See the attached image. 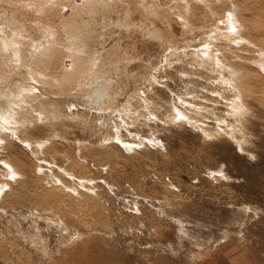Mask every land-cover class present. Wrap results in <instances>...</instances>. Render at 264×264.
<instances>
[{
	"label": "rangeland",
	"instance_id": "obj_1",
	"mask_svg": "<svg viewBox=\"0 0 264 264\" xmlns=\"http://www.w3.org/2000/svg\"><path fill=\"white\" fill-rule=\"evenodd\" d=\"M53 1L0 68V264H264V54L222 24L264 0Z\"/></svg>",
	"mask_w": 264,
	"mask_h": 264
},
{
	"label": "bare ground",
	"instance_id": "obj_2",
	"mask_svg": "<svg viewBox=\"0 0 264 264\" xmlns=\"http://www.w3.org/2000/svg\"><path fill=\"white\" fill-rule=\"evenodd\" d=\"M50 1H52V3L54 4L55 2L53 1V0H0V68L1 67H3V68H5V71L6 70H8V68L10 67V63H14V62H18L19 64L21 63H23V64H25L26 63V60L27 59H25V52H26V49H28V48H26L28 45V42L29 41H31L32 39H33V37H34V35H35V32H33V21L34 20H38V19H41V21L42 22H44L45 24H50V22L51 21H49L50 20V14H51V11H52V9H53V11H54V9L55 8H53L52 7V5L53 4H51L50 3ZM56 2H57V0H55ZM58 1H60V0H58ZM90 1V0H89ZM92 1V0H91ZM103 1V0H102ZM192 1V0H191ZM198 1V3H201L203 6H204V8L206 9V10H208V11H210L211 10V6H213L212 5V3L211 4H209V3H207V2H209V0H207V1H205V0H197ZM196 1V2H197ZM214 2L216 1V0H213ZM227 1V0H226ZM245 1V0H244ZM261 1V0H260ZM45 2H48V6L45 4ZM63 2V1H62ZM168 2V1H167ZM190 2V1H189ZM193 2V1H192ZM191 2V3H192ZM80 3H82V2H80ZM89 3V2H88ZM195 3V2H194ZM215 3H217V2H215ZM232 3V2H231ZM245 3H246V1H245ZM244 3V4H245ZM248 3V2H247ZM246 3V4H247ZM72 4V3H71ZM91 4V3H90ZM186 4V3H185ZM214 4V3H213ZM244 4H242L243 5V7L244 6H246V4L244 5ZM88 5V4H87ZM196 5V4H195ZM229 5H230V3H229ZM233 5V8H231L230 9V11H227V12H224L225 14V16L223 17V21H222V24H224V25H229L230 26V28H233L235 25L237 26V28H238V31H241V30H246L247 29V33L249 34V35H251L252 37H253V39L255 38L257 41H251L250 39L248 40L247 38H245V39H243L244 41H245V43L243 42V44H246V46H248L249 48H257L256 50L259 52H261V54H264V50L263 49H261V48H259L258 46H257V42L263 37V35L261 34V33H263V32H261V31H264V29L263 30H261L260 31V29H258V30H254L253 29V31L251 30V28L249 29V28H247L246 26H245V24H243L242 23V21L244 22V20L246 19V14H245V16L244 15H242L241 14V10L239 11L240 13H239V16H236V13H238V9H237V5L236 4H232ZM250 4H248V6H249ZM47 6V7H46ZM54 6H55V4H54ZM74 6H75V4H74ZM83 6V5H82ZM185 6H189V4L187 5H185ZM247 7V6H246ZM157 8V7H156ZM159 8V7H158ZM235 8H236V10H235ZM245 8V7H244ZM248 8V7H247ZM257 8V7H256ZM255 8V9H256ZM70 9V8H69ZM196 9V8H195ZM210 9V10H209ZM248 10V9H247ZM249 10H251V6H250V9ZM248 10V11H249ZM258 9H256V11H257ZM56 11V10H55ZM70 11V10H69ZM73 11H75V10H73ZM185 11V10H184ZM245 11V10H244ZM243 11V12H244ZM259 11H260V9H259ZM164 12V11H163ZM212 12V11H211ZM242 12V13H243ZM250 12H252V11H250ZM69 13V12H68ZM70 13H71V11H70ZM203 13H205L203 10H202V14ZM215 12L213 11V14H214ZM253 13H255L254 11H253ZM178 15V14H177ZM183 15V14H182ZM201 15V14H200ZM253 15V14H252ZM53 16V15H52ZM51 16V17H52ZM56 16H57V13H56ZM219 16V15H218ZM66 17H68V16H66ZM201 17V16H200ZM183 18V17H182ZM209 18H210V16H209ZM212 18V17H211ZM216 18V17H215ZM248 18H249V16H248ZM57 19V18H56ZM69 19V18H68ZM199 19V18H198ZM218 19V18H217ZM253 19V18H252ZM52 20V19H51ZM181 20V19H180ZM197 20V19H196ZM215 20V19H214ZM70 21V20H69ZM73 21V20H72ZM184 21V20H183ZM186 21V20H185ZM208 21V20H207ZM206 21V22H207ZM246 21H248V19L246 20ZM63 22V21H62ZM61 22V23H62ZM66 23H67V21H65ZM119 22V21H118ZM117 22V23H118ZM37 23H39V21L37 22ZM43 23V24H44ZM116 23V24H117ZM173 23V22H172ZM181 23V22H180ZM208 23V22H207ZM211 23V22H210ZM42 24V25H43ZM120 24H121V21H120ZM122 24H123V22H122ZM176 24V23H175ZM186 24V23H185ZM202 24V23H201ZM205 24V23H204ZM220 24V23H219ZM171 25V24H170ZM182 25V24H181ZM189 25V24H188ZM65 26V24H63V27ZM169 26V25H168ZM176 26V25H175ZM183 26H185V25H183ZM182 26V27H183ZM211 26H213V24L211 25ZM214 26H216V25H214ZM254 26V25H253ZM257 26V25H256ZM41 27H43V26H40V28ZM45 27V26H44ZM61 27V26H60ZM62 27V28H63ZM65 27H68V26H65ZM180 27V26H179ZM216 27H218L219 28V26L217 25ZM224 27V26H223ZM258 27V26H257ZM36 27H34V29H35ZM40 28H38V29H40ZM46 28V27H45ZM49 29H50V27H48ZM47 28V29H48ZM185 28V27H184ZM227 28V27H226ZM43 29V28H42ZM173 29V28H172ZM175 29H177L176 27L174 28V30ZM213 29V28H212ZM248 29H249V31H248ZM8 30H13V31H15V32H17L16 33V35H18L19 36V39L20 38H23V40H17V38L14 36V35H11V33H8V32H6V31H8ZM44 30V29H43ZM64 30V29H63ZM157 30V29H156ZM155 30V31H156ZM169 30V29H168ZM167 30V31H168ZM40 31V30H39ZM45 31V30H44ZM44 31H42V32H44ZM50 31H54V30H50ZM176 31V30H175ZM196 31V30H195ZM221 31V30H220ZM3 32H5V33H3ZM10 32V31H9ZM49 32V31H48ZM73 32V31H72ZM153 32V31H152ZM178 32H179V30H178ZM222 32V31H221ZM228 32H230V34H231V31L229 30ZM50 33V32H49ZM54 33V32H53ZM57 33V32H56ZM154 34H156L155 32H153ZM220 33V32H219ZM225 33H226V31H225ZM241 32H238V34H240ZM39 34V33H38ZM41 34V33H40ZM44 35V34H43ZM42 35V36H43ZM50 35L52 36V32L50 33ZM157 35H159V34H157ZM184 35V34H183ZM220 35V34H219ZM227 35V34H226ZM49 36V35H48ZM55 36L56 35H54V38H55ZM53 37V36H52ZM75 37V36H74ZM50 38V37H49ZM76 38V37H75ZM239 38V36H235V35H233L232 34V36H230V42H238L237 41V39ZM240 38H242V36H240ZM239 38V39H240ZM26 39V40H25ZM37 39V38H36ZM40 39V38H39ZM238 39V40H239ZM252 39V38H251ZM86 40V39H85ZM25 41V42H24ZM50 41H52V40H50ZM56 41V40H55ZM108 41H110V40H108ZM264 41V40H263ZM42 42V41H41ZM53 42V41H52ZM111 42V41H110ZM232 42V43H233ZM54 43V42H53ZM52 43V44H53ZM108 43V42H107ZM240 43V42H239ZM39 44V43H38ZM211 44V43H210ZM219 44V43H218ZM50 45V44H49ZM109 45V44H108ZM111 45V44H110ZM261 45V44H260ZM41 46V45H40ZM45 46H46V44H45ZM73 46V45H72ZM105 46V45H104ZM103 46V47H104ZM240 46H241V44H240ZM35 47V46H34ZM47 47V46H46ZM46 47H42V48H40L39 50H37V51H40V50H42V49H44V51H42V53H39V52H35L36 54L38 53L41 57L39 58V60L37 59L36 60V58H34L35 60H34V63H35V65H39V68H41V72H45L46 73V71L49 69V67H50V65L52 64L51 63V58H52V56L50 55V51H48L47 50V48ZM50 47V46H49ZM55 47H57V46H55ZM45 48H46V50H45ZM50 48H52V46L50 47ZM204 48V47H203ZM208 48V47H207ZM30 49H32V48H30ZM36 49H38L37 47H35V50ZM54 49V48H53ZM227 49L229 50V47H227ZM29 51V50H28ZM53 51V50H52ZM30 52V51H29ZM41 52V51H40ZM226 52V51H225ZM218 54V53H217ZM39 55H37V56H39ZM52 55H54V57H55V55H57V54H55V53H53ZM229 55V54H228ZM232 55V54H231ZM29 56V55H28ZM32 56V55H31ZM33 57V56H32ZM53 57V58H54ZM38 58V57H37ZM29 59H30V57H29ZM28 59V60H29ZM70 59V58H69ZM32 61L33 60H31V63H32ZM54 61V60H53ZM56 61V60H55ZM65 62H66V60H64ZM212 61V60H211ZM74 61H72V63H73ZM93 62V61H92ZM259 62H261V63H264V61H259ZM58 63V62H57ZM212 63V62H211ZM15 64L16 63H14L13 64V66H15ZM18 64V65H19ZM30 64V63H29ZM54 64V63H53ZM52 64V65H53ZM67 64V63H66ZM96 64V63H95ZM12 65V64H11ZM30 65H32V64H30ZM34 65V64H33ZM263 66V65H262ZM16 67H18V66H16ZM26 67V66H25ZM52 67H54V66H51L50 68H52ZM65 67V66H64ZM75 67V66H74ZM73 67V68H74ZM22 68V67H21ZM36 68V67H35ZM264 68V67H263ZM26 69V68H25ZM61 69V66H60V68H59V70ZM226 69V68H225ZM2 70V69H1ZM14 70V69H13ZM12 70V71H13ZM16 70H17V68H16ZM24 70V69H23ZM34 70H36L37 71V69H34ZM52 70V69H51ZM19 71V70H18ZM28 71V70H27ZM35 71V72H36ZM2 72V71H1ZM0 72V73H1ZM25 72H26V70H25ZM28 73V72H27ZM57 73V72H56ZM4 74V73H3ZM3 74H0V75H2L3 76ZM23 74H24V72H23ZM33 74V73H32ZM59 74L60 73H57V75L59 76ZM235 74V73H234ZM36 75H37V73H36ZM56 75V74H55ZM23 76V75H22ZM44 76V75H43ZM48 76V75H47ZM66 76V75H65ZM11 77V76H10ZM25 77V76H24ZM28 77V76H27ZM36 77V76H35ZM34 77V78H35ZM49 77V76H48ZM67 77V76H66ZM23 78V77H22ZM33 78V79H34ZM40 78V77H39ZM78 78V77H77ZM29 79V78H28ZM41 79V78H40ZM39 79V80H40ZM44 79H46V78H44ZM51 79V78H50ZM49 79V80H50ZM65 79V78H64ZM36 80V79H35ZM52 80H53V77H52ZM55 80V79H54ZM60 80V79H59ZM25 81H27V80H25ZM42 81H43V79H42ZM45 81V80H44ZM35 82V81H34ZM26 83V82H25ZM31 83V82H30ZM30 83H28L29 85H30ZM57 83V82H56ZM32 84V83H31ZM40 84H42V83H40ZM45 83H43L42 85H44ZM46 84H48V83H46ZM24 85V84H23ZM103 85V84H102ZM2 86V85H1ZM32 86H34V85H31V87ZM46 86V85H45ZM101 86V85H100ZM5 87V86H4ZM24 87V86H23ZM29 87V86H28ZM35 87V86H34ZM31 88V89H36V88ZM37 87H38V85H37ZM54 87H55V85H54ZM106 87L107 86H105V88H103V86L102 87H100V88H97V89H93L94 90V95H93V92H92V97L93 96H95V95H97V97L99 96L100 98L101 97H103L104 95H106L107 94V92H108V87H107V91H106ZM2 88V87H1ZM8 88H6L5 90H7ZM12 89V88H11ZM41 89V88H40ZM262 89V88H261ZM1 90H3V89H1ZM29 90V89H28ZM28 90H27V92H28ZM39 90V89H38ZM26 91V90H25ZM23 92V91H22ZM4 93V92H3ZM44 93V92H43ZM1 94H2V92H1ZM19 94H20V92H19ZM22 94V93H21ZM25 94V93H24ZM3 95V94H2ZM2 95H1V97H2ZM5 95V94H4ZM9 95V94H8ZM23 95V94H22ZM21 95V96H22ZM26 95V94H25ZM38 95V94H37ZM51 96V95H50ZM108 96V95H107ZM107 96H105V97H107ZM5 97V96H4ZM6 97H10V96H6ZM25 97V96H24ZM96 97V98H97ZM98 97V98H99ZM12 98V97H11ZM10 98V99H11ZM90 98V97H89ZM96 98L94 99V100H96ZM97 98V99H98ZM99 98V99H100ZM1 99V98H0ZM22 99H23V97H22ZM25 99V98H24ZM36 99V98H35ZM14 100V99H13ZM13 100L11 99L10 100V102H9V104H10V106H11V104L13 103ZM33 100V99H32ZM6 102V101H5ZM8 102V101H7ZM4 103V102H3ZM5 105H7V104H5ZM240 106V105H239ZM8 107V106H7ZM13 107H14V105H13ZM17 107V106H16ZM4 108V106H2V109ZM6 108V107H5ZM9 108L10 107H8V109H6V110H8L9 111ZM1 110V109H0ZM5 111V110H4ZM7 111V112H8ZM2 114H3V111H0ZM6 112V111H5ZM0 116H1V114H0ZM3 117V116H2ZM9 117V116H8ZM68 117V116H67ZM66 117V118H67ZM59 118V117H58ZM15 121V120H14ZM17 121V120H16ZM15 121V122H16ZM9 124V123H8ZM11 124V123H10ZM14 124H16V123H14ZM18 125H19V122L17 123ZM42 124V123H41ZM12 125H13V123H12ZM17 125V126H18ZM16 126V125H15ZM20 126V125H19ZM52 126V125H51ZM12 127V126H11ZM75 133V132H74ZM77 133V132H76ZM76 137H77V135H76ZM79 138V137H78ZM77 138V139H78ZM50 140V139H49ZM79 141V140H78Z\"/></svg>",
	"mask_w": 264,
	"mask_h": 264
}]
</instances>
